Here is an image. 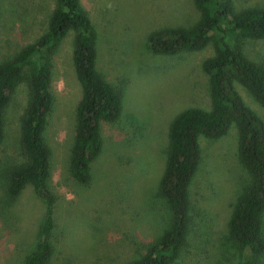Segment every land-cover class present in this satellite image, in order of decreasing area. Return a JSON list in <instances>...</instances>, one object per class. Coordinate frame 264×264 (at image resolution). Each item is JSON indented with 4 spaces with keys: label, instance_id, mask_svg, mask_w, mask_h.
Returning a JSON list of instances; mask_svg holds the SVG:
<instances>
[{
    "label": "rangeland",
    "instance_id": "obj_1",
    "mask_svg": "<svg viewBox=\"0 0 264 264\" xmlns=\"http://www.w3.org/2000/svg\"><path fill=\"white\" fill-rule=\"evenodd\" d=\"M235 9L263 7L264 0H233ZM55 0H0V62L35 41L47 28ZM97 35V69L122 96L116 123L101 127L103 148L91 163L88 187L69 175V157L81 97L73 64L74 32L53 62L54 97L45 133L50 150L49 187L55 195L50 264H126L144 254L168 226L166 204L156 195L174 117L187 108L209 110L208 75L200 51L154 54L147 37L157 29L188 27L199 13L193 0H82ZM244 54L264 64V39L242 41ZM34 60L26 69L29 75ZM244 103L264 121V107L236 83ZM26 83L12 93L0 145V264H22L35 245L44 206L26 186L16 200L4 198L6 170L22 160L20 118ZM200 162L189 186L191 222L174 264H264L228 235V222L249 174L237 155V131L220 139L199 138ZM9 201V202H8ZM264 229V213L262 214Z\"/></svg>",
    "mask_w": 264,
    "mask_h": 264
},
{
    "label": "trees",
    "instance_id": "obj_2",
    "mask_svg": "<svg viewBox=\"0 0 264 264\" xmlns=\"http://www.w3.org/2000/svg\"><path fill=\"white\" fill-rule=\"evenodd\" d=\"M193 5L199 13L195 23L153 31L147 37L148 48L154 54L176 55L212 46L213 55L202 63L211 107L187 108L169 124L165 163L156 188V195L166 204L168 226L146 245L144 254L126 264L175 263L189 234V186L200 162L199 138L220 139L232 127L237 131L238 160L249 174V183L233 205L228 235L253 254L264 253V121L244 103L235 86H243L264 107V64L250 60L242 49L245 39H264V8L237 11L233 0H193ZM70 32L75 34L72 64L81 97L68 170L79 185L91 184V163L103 148L102 124L116 123L122 114L120 91L97 69V35L82 0H55L45 32L0 62V145L12 93L22 83L29 91L20 118L22 160L6 170L3 196L16 200L31 186L44 206L34 248L22 264H50L53 254L49 239L55 195L49 187L50 150L45 133L54 105L50 91L54 57ZM32 60L34 69L26 75Z\"/></svg>",
    "mask_w": 264,
    "mask_h": 264
}]
</instances>
